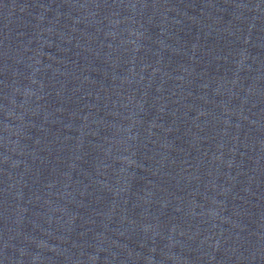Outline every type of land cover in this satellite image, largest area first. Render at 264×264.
<instances>
[{"label":"water","instance_id":"1","mask_svg":"<svg viewBox=\"0 0 264 264\" xmlns=\"http://www.w3.org/2000/svg\"><path fill=\"white\" fill-rule=\"evenodd\" d=\"M0 264H264V0H0Z\"/></svg>","mask_w":264,"mask_h":264}]
</instances>
